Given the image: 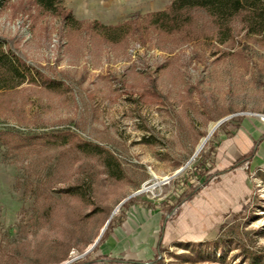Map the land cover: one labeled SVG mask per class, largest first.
Here are the masks:
<instances>
[{
	"label": "rangeland",
	"instance_id": "obj_1",
	"mask_svg": "<svg viewBox=\"0 0 264 264\" xmlns=\"http://www.w3.org/2000/svg\"><path fill=\"white\" fill-rule=\"evenodd\" d=\"M177 1L54 0L48 10L0 0V41L39 74L11 89L0 70V264L95 259L142 206L161 205L173 222L222 142L250 127L264 137V21L174 16ZM258 152L231 171L249 175L242 211L203 241L165 244L151 264L264 255Z\"/></svg>",
	"mask_w": 264,
	"mask_h": 264
},
{
	"label": "crops",
	"instance_id": "obj_2",
	"mask_svg": "<svg viewBox=\"0 0 264 264\" xmlns=\"http://www.w3.org/2000/svg\"><path fill=\"white\" fill-rule=\"evenodd\" d=\"M258 141V133L251 127L226 139L221 143L217 153L216 167L209 175L229 169L234 159H240ZM231 157L233 160L230 159ZM262 159H264V141L260 144L258 155L251 163V169L258 167ZM248 177V173L240 169L225 173L218 179L214 178L205 188L199 190L192 200L182 206L173 222L161 205H154L151 210H147L149 208L147 206L138 208L133 215H128L122 225L124 227L115 230V237L97 257L124 261L125 264H151L161 247L169 243L203 241L213 228L222 223L226 215L242 211L246 206L244 204L252 194ZM116 237L120 239V244L116 242ZM86 263L84 260L78 264ZM97 264L111 263L109 260H104Z\"/></svg>",
	"mask_w": 264,
	"mask_h": 264
},
{
	"label": "trees",
	"instance_id": "obj_3",
	"mask_svg": "<svg viewBox=\"0 0 264 264\" xmlns=\"http://www.w3.org/2000/svg\"><path fill=\"white\" fill-rule=\"evenodd\" d=\"M5 1V0H2ZM54 0H39V3L48 10H52L54 8L53 5ZM193 9H202L209 13L212 17L217 19L218 21H229L232 18L238 16L244 11L253 12L252 15H255V19L251 20L250 26L251 28H255L258 25L262 24L264 21V0H178L172 6V15L177 16L183 11H190ZM163 16H169L167 14H163ZM177 18V17H176ZM0 70L2 72L3 78L2 80L9 85L11 89H15L17 87L22 86L27 82L35 83L39 78V74L34 71L31 67H29L24 61L19 59L17 56L9 52L4 44L0 41ZM1 75V74H0ZM1 81V80H0ZM8 86V85H7ZM6 86V87H7ZM0 87V89L6 88ZM8 88V87H7ZM264 141V137H262L258 142L255 143L253 149L246 154L243 159L226 169L222 173H216L215 175H207L205 177L204 185H207L214 177L221 176L225 173L231 172L244 162L251 161L256 153L258 152L260 144ZM88 146V145H87ZM96 152H101L99 147H94L93 149ZM76 194H80L77 189H74ZM197 192L195 190L191 195L187 197V200H191L194 194ZM111 233V229H110ZM161 247V246H160ZM245 256V264H264V255H255L253 253H247ZM109 260L111 264H125L124 261L113 260L108 258L97 257L95 259H86V264H97L101 261ZM225 262V261H221ZM130 264H142V263H130ZM242 264V263H241Z\"/></svg>",
	"mask_w": 264,
	"mask_h": 264
},
{
	"label": "water",
	"instance_id": "obj_4",
	"mask_svg": "<svg viewBox=\"0 0 264 264\" xmlns=\"http://www.w3.org/2000/svg\"><path fill=\"white\" fill-rule=\"evenodd\" d=\"M223 122H224V121L220 122V123L218 124L217 128H218ZM217 128H216V129H217ZM216 129H215V130H216ZM141 192H142V191H140L139 193H141ZM110 223H111V219L107 222V224H106L104 230L102 231L101 236L99 237V239L97 240V242H96V243L90 248V250L87 252V254H89L92 250L95 249V247L97 246L98 242L101 240L103 234H104L105 231L107 230V228H108V226H109ZM70 263H71V262H68V263H66V264H70Z\"/></svg>",
	"mask_w": 264,
	"mask_h": 264
},
{
	"label": "bare ground",
	"instance_id": "obj_5",
	"mask_svg": "<svg viewBox=\"0 0 264 264\" xmlns=\"http://www.w3.org/2000/svg\"><path fill=\"white\" fill-rule=\"evenodd\" d=\"M214 130H215V129H214ZM212 133H213V131H212ZM207 142H208V138L205 139V140L202 142V144L199 146V148H198V150H197V154H199V153L202 151V149L205 147V145L207 144ZM144 190H146V189H144Z\"/></svg>",
	"mask_w": 264,
	"mask_h": 264
}]
</instances>
